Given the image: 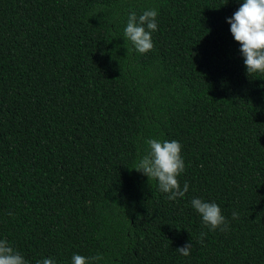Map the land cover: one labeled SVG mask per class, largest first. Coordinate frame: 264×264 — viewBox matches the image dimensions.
<instances>
[{
  "label": "trees",
  "instance_id": "trees-1",
  "mask_svg": "<svg viewBox=\"0 0 264 264\" xmlns=\"http://www.w3.org/2000/svg\"><path fill=\"white\" fill-rule=\"evenodd\" d=\"M242 3L0 0V239L28 264H264V75L230 30ZM149 9L139 54L124 28ZM151 138L183 146L184 197L133 170Z\"/></svg>",
  "mask_w": 264,
  "mask_h": 264
},
{
  "label": "clouds",
  "instance_id": "clouds-1",
  "mask_svg": "<svg viewBox=\"0 0 264 264\" xmlns=\"http://www.w3.org/2000/svg\"><path fill=\"white\" fill-rule=\"evenodd\" d=\"M158 11L145 10L137 16L135 12L128 15L123 37L130 41L139 54H146L153 50L152 33L158 29ZM231 33L240 43V52L244 57L247 74L260 73L264 75V0H243L239 10L228 18ZM146 153L137 162L133 170L147 176L149 181L156 180L159 190L167 193L169 200L184 197L189 190L187 182L183 189L178 177L185 171V161L182 156V145L176 140H158L151 138L145 141ZM192 207L202 217L204 225L211 230H228V221L222 210L215 202H206L200 198L191 201ZM11 215V213H9ZM233 219L238 214L233 212ZM204 233L201 234V243ZM192 242L177 250L183 256L191 254ZM103 259L102 255L85 257L75 254L72 264H95ZM0 264H28L21 253L14 249L7 239H0ZM38 264H55L54 259L46 258Z\"/></svg>",
  "mask_w": 264,
  "mask_h": 264
}]
</instances>
